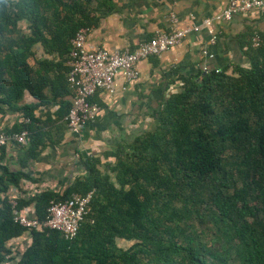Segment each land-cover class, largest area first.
Returning a JSON list of instances; mask_svg holds the SVG:
<instances>
[{
  "label": "trees",
  "instance_id": "16d2710c",
  "mask_svg": "<svg viewBox=\"0 0 264 264\" xmlns=\"http://www.w3.org/2000/svg\"><path fill=\"white\" fill-rule=\"evenodd\" d=\"M111 9L112 0H0V102L24 115L10 133H30L27 161L40 157L46 141L37 107L19 104L26 92L73 96L71 42ZM254 36L250 67L182 77L156 113V128L119 148L114 166L102 171L88 161L86 175L62 194L18 198L17 211L36 202L45 221L53 202L93 192L75 240L34 229L18 264H264V36L259 48ZM0 171L2 264L13 253L7 243L27 231L3 195L28 176ZM120 240L133 244L122 248Z\"/></svg>",
  "mask_w": 264,
  "mask_h": 264
},
{
  "label": "crops",
  "instance_id": "0c3cea01",
  "mask_svg": "<svg viewBox=\"0 0 264 264\" xmlns=\"http://www.w3.org/2000/svg\"><path fill=\"white\" fill-rule=\"evenodd\" d=\"M229 3L230 0H177L175 4L171 0H112L111 11L103 12L98 25L89 29L87 48L134 50L158 32L169 30L170 13L176 15L180 28H191L201 26L206 19H216ZM215 31L219 37L216 46L211 45L210 31L202 29L161 57L143 61L136 83L118 79L116 94L96 96L102 112L79 133L69 132L65 120L71 94L56 97L47 89L43 98L37 99L26 92L19 106L37 107L35 116L41 121L40 132L45 136L46 148L40 157L27 161L25 152L30 141L25 146L12 143L0 147V165L28 176L20 187L11 185L3 196L17 204L18 198L33 200L45 190L62 194L77 178L86 175V162L95 161L102 171L114 166L119 148L156 128V113L163 108L169 94L178 90L182 77L228 69L233 74L235 67L251 66V38L256 33L264 36V15L256 11L230 21H219ZM207 49L212 58L203 54ZM42 57L41 51L39 58ZM34 65L33 62L31 67ZM23 122L22 111L0 102V135L14 131ZM26 210L31 216H37V203L27 206ZM33 242V233L28 229L22 236L10 240L7 247L13 253L2 264H12L10 260L18 264Z\"/></svg>",
  "mask_w": 264,
  "mask_h": 264
},
{
  "label": "built area",
  "instance_id": "2783aa9c",
  "mask_svg": "<svg viewBox=\"0 0 264 264\" xmlns=\"http://www.w3.org/2000/svg\"><path fill=\"white\" fill-rule=\"evenodd\" d=\"M173 4L177 0H171ZM264 15V0H230L228 8L216 19H206L201 26L182 29L174 13L169 14L170 27L168 31L158 32L153 38L142 42L136 49L111 51L103 48L89 50L87 48L89 29L81 30L72 40V50L67 66L69 67L68 83L73 92L71 106L65 118L69 132L79 133L88 124L95 122L102 106L95 100L99 94L113 96L117 92V81L123 79L127 83H136L140 78L139 66L143 61L159 58L168 51L181 46L193 33L207 29L212 35L211 45L216 46L218 36L215 25L219 21H230L234 17L251 12ZM263 38L256 33L253 46L261 47ZM203 54L212 58L209 49ZM29 122V119H26ZM30 140V133L25 130L19 133H4L0 135V147L8 144L25 146ZM93 192L81 196L75 194L65 202H53L45 221L37 216H31L29 211H17L14 205L15 220L33 232L34 229H50L60 231L68 241L75 240L86 216Z\"/></svg>",
  "mask_w": 264,
  "mask_h": 264
},
{
  "label": "rangeland",
  "instance_id": "374dc122",
  "mask_svg": "<svg viewBox=\"0 0 264 264\" xmlns=\"http://www.w3.org/2000/svg\"><path fill=\"white\" fill-rule=\"evenodd\" d=\"M11 2H12L13 4H15V3L18 2V0H11ZM20 26L23 28V30L26 31L27 27L29 26V23L26 22V21H23V22H21ZM38 51H39V53H40V55H41V49H38ZM29 64H30V66H32L33 61H30ZM132 244H133L132 242H128V241H124V240H120V241H119V246H121L122 248H128V247H130Z\"/></svg>",
  "mask_w": 264,
  "mask_h": 264
}]
</instances>
